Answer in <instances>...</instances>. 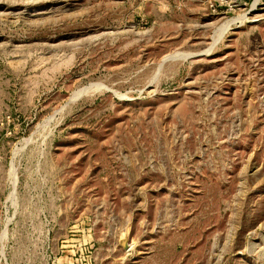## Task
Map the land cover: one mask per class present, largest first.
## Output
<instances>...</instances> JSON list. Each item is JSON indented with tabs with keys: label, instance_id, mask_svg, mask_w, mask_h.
<instances>
[{
	"label": "rangeland",
	"instance_id": "rangeland-1",
	"mask_svg": "<svg viewBox=\"0 0 264 264\" xmlns=\"http://www.w3.org/2000/svg\"><path fill=\"white\" fill-rule=\"evenodd\" d=\"M0 264H264V0H0Z\"/></svg>",
	"mask_w": 264,
	"mask_h": 264
}]
</instances>
